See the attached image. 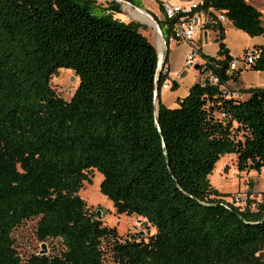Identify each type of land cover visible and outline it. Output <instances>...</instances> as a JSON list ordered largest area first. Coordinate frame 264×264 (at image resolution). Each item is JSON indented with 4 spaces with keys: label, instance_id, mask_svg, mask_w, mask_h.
<instances>
[{
    "label": "trees",
    "instance_id": "1",
    "mask_svg": "<svg viewBox=\"0 0 264 264\" xmlns=\"http://www.w3.org/2000/svg\"><path fill=\"white\" fill-rule=\"evenodd\" d=\"M249 1L200 9L263 36L264 8ZM158 25L167 46L171 23ZM139 28L92 0H0V264H264V192L238 206L209 182L227 154L240 172L264 168V88L226 96L244 70L264 72V44L230 71L246 50L231 57L223 25L206 26L218 50L200 56L218 82L195 81L169 108L157 104L167 75L161 67L156 81L157 53ZM60 69L78 79L69 101L50 83ZM92 170L115 213L154 234L121 239L102 224L78 195ZM28 220L38 242L58 239L62 250L22 260L12 232Z\"/></svg>",
    "mask_w": 264,
    "mask_h": 264
},
{
    "label": "rangeland",
    "instance_id": "2",
    "mask_svg": "<svg viewBox=\"0 0 264 264\" xmlns=\"http://www.w3.org/2000/svg\"><path fill=\"white\" fill-rule=\"evenodd\" d=\"M95 4V0H92ZM146 5L152 7V4H157L156 0H145ZM249 3L257 10L264 8V0H252ZM262 25L264 26V17L261 18ZM225 38L224 43L230 46V49L235 57H239L245 50L249 51L252 48L253 38L247 36L245 33L231 27L228 22L224 23ZM255 42H262L264 35L255 37ZM162 45V44H161ZM187 43L174 44L173 51L175 52L176 62L181 59ZM210 48V47H208ZM158 54H161L158 49ZM162 56V55H161ZM199 56H196L195 62H200ZM185 76L178 77L180 87L176 91V95H187L188 87L192 86L196 79L194 78L197 71L194 68L183 69ZM244 84L252 85L258 81V77L250 70H244ZM173 81H169L171 84ZM50 83L57 95L66 101L72 97L75 89L78 86V79L73 71L67 69H60L52 75ZM187 89V90H186ZM174 89H167L162 93V100L164 103H170L174 98L170 92ZM186 93V94H184ZM244 94V93H243ZM243 97H241L242 99ZM209 182L212 189L219 193L226 194L228 198L225 201H230L233 196H239L237 203L238 206H243L246 200L255 198L260 200L258 193L264 192V168L260 171L240 172L236 168V157L232 154H227L219 158L217 164L214 166ZM89 182H84L82 188L79 190L78 195L86 204V207L91 212H99L103 225L115 228L118 236L121 239H146L148 236L154 234V229L147 224V222L136 216L117 215L113 209L112 202L99 192V183L102 179L100 173L95 170L87 172ZM35 224L36 220H28L23 222L12 232V237L15 239V249L22 260H25L31 254H39L42 244H44L46 253L45 255H54L62 250L61 242L58 239H49L44 243L37 241L35 237ZM105 264H111L110 259L107 257Z\"/></svg>",
    "mask_w": 264,
    "mask_h": 264
},
{
    "label": "crops",
    "instance_id": "3",
    "mask_svg": "<svg viewBox=\"0 0 264 264\" xmlns=\"http://www.w3.org/2000/svg\"><path fill=\"white\" fill-rule=\"evenodd\" d=\"M164 1L170 2L172 4H178L180 2H188V1L201 3V0H185V1H182V0H157L156 1L157 4H155V5L152 4V7H150L148 4L146 5L145 0H135V4H131V3L123 1V0H110L108 2L107 1L102 2L101 0H95V4L100 6V7L107 8L108 11L113 15V18H115L121 22L137 23L140 26V28H139L140 33L143 36H145L148 39V41L154 46L156 53H157V57H158V49L161 50V55H162L161 67L163 69H166V71H167L166 72L167 81L168 82L169 81L175 82L177 87H176V89H174L175 90L174 92H170V94L174 96V98L170 101V103H164L163 102L161 96H162V93H164L166 90H162L159 93L157 104L159 102L160 104H162L166 107L174 108L176 106V99L182 98L185 96V95H179V96L176 95V91L180 87L179 81L176 79L178 77L182 78L186 74L185 72H182V71L184 69L183 64H184L185 58L190 51V47H191L190 45L196 46L198 48L199 54L197 56H199V58L201 59V61L199 63L195 62V64H193L194 66H197V68L195 69L197 71V73L194 77L197 81L199 78L198 66H200L204 61L202 59V57L200 56V54H202L204 56H209V57H216L218 47H217V43H215V38H216L217 33L214 32L213 30H206L203 33L202 40H201V38L200 39L195 38V40L192 41L190 44L187 43V45H185L183 52L181 53L182 54L181 59L178 62H176L175 52L172 50L174 47V44L168 43L167 46L165 45L162 30L160 29V27L158 25V22H162L164 20L163 16H162L161 8H160V4ZM228 23L231 25L230 22H228ZM222 25L224 27V23ZM231 27H232V25H231ZM256 40H257V38H253L252 48L255 45L264 44V40L262 42H255ZM225 45H226V48L228 49L229 55L233 58H236L233 55V53L230 49V46L226 43H225ZM208 47H210V48H208ZM164 57L166 58L165 62H163ZM252 73H255L258 77L257 78L258 81H256L255 85L254 84H252V85L244 84V82H243L244 81V75H245L244 72L241 73L237 82H228L227 83V87L230 90H232L231 92L238 93L240 96L239 97L240 99H241V97H243L242 100H245L247 98V95L240 93L241 90L248 89V88H255V87L264 88V72L252 71ZM184 94H186V93H184Z\"/></svg>",
    "mask_w": 264,
    "mask_h": 264
},
{
    "label": "built area",
    "instance_id": "4",
    "mask_svg": "<svg viewBox=\"0 0 264 264\" xmlns=\"http://www.w3.org/2000/svg\"><path fill=\"white\" fill-rule=\"evenodd\" d=\"M102 2L110 1V0H101ZM161 12L163 19L171 23V31L168 37V43L179 44V43H188L190 44L195 38H201L203 33L206 31V26L216 25V24H223L228 22L227 19L220 13L213 12L211 9L201 10L200 3L188 1V2H180L178 4H172L170 2L164 1L161 3ZM190 51L187 54L183 68L190 69L194 68L193 61L195 57L198 55V48L196 46L190 45ZM257 57V52L253 51L252 49L247 51L246 55L241 59H233L229 63V70H235L238 67L244 68L247 67L249 64L254 62V59ZM205 61L201 64L202 66L198 67L199 72V82L209 83L212 85H216L218 82L217 77H215L211 70H208L203 66ZM162 72L166 74V69H162ZM170 84L166 80L163 82L160 88V92L162 90L170 89ZM227 97L232 98H239V94L236 92L227 93ZM238 195L233 196L230 198L231 203L237 205L239 202ZM245 205V202H244ZM243 205V206H244Z\"/></svg>",
    "mask_w": 264,
    "mask_h": 264
},
{
    "label": "water",
    "instance_id": "5",
    "mask_svg": "<svg viewBox=\"0 0 264 264\" xmlns=\"http://www.w3.org/2000/svg\"><path fill=\"white\" fill-rule=\"evenodd\" d=\"M182 1H185V0H182ZM196 68H197V66H194V69H196ZM160 70H161V65L159 64V60H158V63H157V77H156V81L158 79V74H159ZM156 94H157V89H155V95ZM96 214H97L98 217L100 216V213L99 212H97ZM45 253H46V249H45L44 244H42L41 249H40V252H39V255H45Z\"/></svg>",
    "mask_w": 264,
    "mask_h": 264
},
{
    "label": "bare ground",
    "instance_id": "6",
    "mask_svg": "<svg viewBox=\"0 0 264 264\" xmlns=\"http://www.w3.org/2000/svg\"><path fill=\"white\" fill-rule=\"evenodd\" d=\"M134 15V14H133ZM145 18V17H144ZM160 52H161V50H160ZM159 53V52H158ZM158 60H159V64L161 65V60H162V56H161V54H158ZM217 164V163H216ZM215 164V165H216ZM215 168V167H214Z\"/></svg>",
    "mask_w": 264,
    "mask_h": 264
}]
</instances>
